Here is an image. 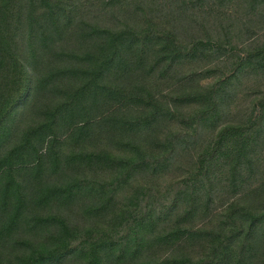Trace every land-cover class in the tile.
Wrapping results in <instances>:
<instances>
[{"label": "trees", "instance_id": "obj_1", "mask_svg": "<svg viewBox=\"0 0 264 264\" xmlns=\"http://www.w3.org/2000/svg\"><path fill=\"white\" fill-rule=\"evenodd\" d=\"M82 6L0 0V264H264V176L251 183L264 175V97L228 118L264 46L227 74L215 39ZM263 6L250 0L254 25ZM208 127L188 175L162 191L184 134ZM222 158L233 195L210 217Z\"/></svg>", "mask_w": 264, "mask_h": 264}, {"label": "rangeland", "instance_id": "obj_2", "mask_svg": "<svg viewBox=\"0 0 264 264\" xmlns=\"http://www.w3.org/2000/svg\"><path fill=\"white\" fill-rule=\"evenodd\" d=\"M83 9L91 18H101L115 23L142 22L145 25L147 18L157 22L168 31L179 33L185 42L201 38L221 42L226 47L219 63L223 72L231 74L237 66L240 57L248 54V49L264 46V18L254 25L258 13L253 15L250 9V0H119L110 4L109 0H80ZM264 7V6H263ZM253 21V22H252ZM257 34V35H256ZM250 35H256L248 41ZM235 47V49H232ZM206 63V62H204ZM203 62L184 68L185 72L198 69ZM230 99L228 118L231 121L249 117L253 109L259 106L264 97V69H249L240 76L236 82V90ZM211 128L202 131L201 136H190L185 133V140L180 147V155L175 167L160 181L162 191L169 190L174 184L180 183L188 175V171L198 151L207 142ZM190 133V132H189ZM208 137V138H207ZM259 147L260 156H264V141ZM226 158L216 160L214 179L217 181V199L211 204L210 211L213 217L222 202L233 195V190L228 184L230 166ZM261 167L263 161L259 162ZM258 166V164H257ZM264 176L259 172L253 176L251 183H256ZM221 180V181H220ZM245 184L240 186L244 189ZM214 198V196H213ZM208 223V219L201 220L199 226Z\"/></svg>", "mask_w": 264, "mask_h": 264}]
</instances>
